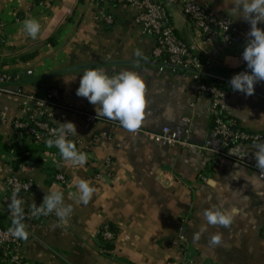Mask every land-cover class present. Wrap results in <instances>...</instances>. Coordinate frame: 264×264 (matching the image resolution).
Returning a JSON list of instances; mask_svg holds the SVG:
<instances>
[{
  "label": "crops",
  "instance_id": "crops-1",
  "mask_svg": "<svg viewBox=\"0 0 264 264\" xmlns=\"http://www.w3.org/2000/svg\"><path fill=\"white\" fill-rule=\"evenodd\" d=\"M167 9L174 34L194 48L201 75L213 79L225 93L227 119L234 130L264 140V81L252 95L233 91L229 81L249 71L242 59L245 43L225 46L220 38L201 42L191 23L170 0ZM207 5L236 24V0H190ZM41 26L36 39L23 31V21ZM0 23L6 43L0 50V71L19 74L25 92L42 96L48 89L81 114L99 116L87 125L83 115L73 119L55 110L53 124L70 121L77 134L69 137L87 154L85 165L72 166L58 149L26 153L46 141L15 142L12 123L21 117L18 99L0 96V227L12 226L10 196L3 181L15 176L32 183L23 196L24 223L29 233L20 251L28 264H264V179L255 171L197 148L154 144L142 134L123 128L118 120L100 115L95 106L76 95L80 75L90 68L108 75L137 72L145 82V117L137 130L156 132L167 127L194 146L209 142L221 147L213 132L210 98L198 92L189 72L163 67L152 56L153 38L143 35L134 12L125 6L97 5L94 0H0ZM136 50L141 55L136 56ZM30 75L24 77V74ZM168 109L171 112L168 113ZM186 120V122H184ZM255 142L236 143L222 152L244 157L256 165ZM233 150H238L232 154ZM23 156H21V155ZM24 158V161L21 159ZM62 174L67 183L55 181ZM100 175V178H97ZM78 180L95 189L87 204L79 199ZM212 181L213 184H210ZM61 191L72 208L66 220L55 212L29 218L33 203ZM236 207L230 226L208 225L203 210ZM107 228L111 240L99 234ZM199 234V239L194 235ZM219 234L221 241L212 244ZM0 264H8L0 253Z\"/></svg>",
  "mask_w": 264,
  "mask_h": 264
},
{
  "label": "built area",
  "instance_id": "built-area-1",
  "mask_svg": "<svg viewBox=\"0 0 264 264\" xmlns=\"http://www.w3.org/2000/svg\"><path fill=\"white\" fill-rule=\"evenodd\" d=\"M179 8L183 16L191 23L198 34L201 42L211 45L215 38H220L225 46H234L239 43H247L246 35L250 29L247 22L242 24L234 23L228 17L215 15L207 5L194 3L190 0H170ZM97 5L125 6L134 12V20L139 25L143 35L154 40L152 56L155 61H159L163 67L173 68L179 71L189 72L198 82L197 89L201 94L210 98L209 113L212 117L213 132L220 141L221 147L214 148L209 142L203 146H194L188 141L189 131H184V136L180 137L167 127H163L156 132L136 130L146 139L154 144L166 147H186L189 149H200L210 152L216 156H222L230 161L240 164L255 171L258 178L264 179V171H261L255 164L244 157L229 156L222 152L236 143L255 142L260 136L250 135L245 132L234 130V123L225 116L226 104L225 93L215 85L203 84L199 82L203 64L194 48L184 44L174 34L169 14L166 7L160 0H94ZM225 25L227 26L225 28ZM258 27L264 29V23H258ZM4 26L0 23V50L6 43L3 38ZM19 74L0 71V96L15 97L18 99V107L21 117L12 123V133L15 142L47 141L54 137L56 127L53 124L55 110L66 111L69 118L73 119L78 115H83L87 125L102 122L99 116L81 114L71 106L65 105L56 89H48L42 96L36 93H27L21 85ZM186 122V120H184ZM100 178V175H97ZM55 181L65 185L67 180L58 173ZM19 185L18 196H23L32 190V183L22 181L15 176H8L3 181V190L12 197L15 187ZM29 218L32 215V208L29 210ZM13 227V225L11 226ZM103 240H111L112 232L105 228L99 233ZM25 239L14 237L8 229L0 227V253L4 261L8 264H28L21 258L20 251Z\"/></svg>",
  "mask_w": 264,
  "mask_h": 264
},
{
  "label": "clouds",
  "instance_id": "clouds-1",
  "mask_svg": "<svg viewBox=\"0 0 264 264\" xmlns=\"http://www.w3.org/2000/svg\"><path fill=\"white\" fill-rule=\"evenodd\" d=\"M232 13L236 18H242L250 25L247 32L248 42L246 43L242 59L246 62L249 71H242L233 75L229 84L233 91H239L245 95H252L255 85L264 81V29L258 27V23H264V0H236L233 4ZM227 26L225 25V28ZM40 23L29 18L23 21V31L36 39L40 32ZM136 56H140V50H136ZM76 95L84 97L95 106L99 105L100 115L109 119L118 120L120 125L130 132H135L142 125L145 117V82L141 76L134 71H123L116 75H108L102 69L90 68L80 75L79 86ZM171 109H168V113ZM77 134L74 123L65 121L59 123L54 130V137L48 139L46 144L49 148L55 147L63 161L72 166H82L87 163L88 156L85 152L77 149L76 144L69 138ZM258 142L252 147L255 149L254 156L256 166L264 171V140L257 138ZM238 150L231 153L236 154ZM213 184L212 181H209ZM76 187L79 191V199L87 204L95 189L85 180H78ZM20 191L17 185L10 198L9 210L13 214L12 225L9 232L16 238L27 239L28 231L24 221V201L18 196ZM55 212L61 220L71 214L70 205H65L64 194L61 191H51L43 198L42 203L32 205V215H49ZM239 209L231 207L225 209L223 202L220 206H213L203 210V216L208 225H222L228 227L232 224ZM199 239V234L194 235ZM221 241L219 234L211 238L212 244Z\"/></svg>",
  "mask_w": 264,
  "mask_h": 264
},
{
  "label": "trees",
  "instance_id": "trees-1",
  "mask_svg": "<svg viewBox=\"0 0 264 264\" xmlns=\"http://www.w3.org/2000/svg\"><path fill=\"white\" fill-rule=\"evenodd\" d=\"M200 77L203 79V80H206V81H208V82H215L213 79H209V78H206L205 76H203V75H200ZM212 83H210V84H212ZM51 89H54V88H51ZM21 144H23V143H21ZM20 144V145H21ZM44 149V147L42 146V145H39L38 147L36 146V147H30L28 150L26 149V153H28V154H32L33 152H37V151H39V150H43ZM21 155V154H20ZM21 156H23V155H21ZM23 161H24V158H21Z\"/></svg>",
  "mask_w": 264,
  "mask_h": 264
},
{
  "label": "rangeland",
  "instance_id": "rangeland-1",
  "mask_svg": "<svg viewBox=\"0 0 264 264\" xmlns=\"http://www.w3.org/2000/svg\"><path fill=\"white\" fill-rule=\"evenodd\" d=\"M51 148H49L48 146H44V149L43 150H50ZM53 149V148H52ZM54 150V149H53Z\"/></svg>",
  "mask_w": 264,
  "mask_h": 264
},
{
  "label": "water",
  "instance_id": "water-1",
  "mask_svg": "<svg viewBox=\"0 0 264 264\" xmlns=\"http://www.w3.org/2000/svg\"><path fill=\"white\" fill-rule=\"evenodd\" d=\"M30 74L29 73H27V74H24V77H27V76H29Z\"/></svg>",
  "mask_w": 264,
  "mask_h": 264
}]
</instances>
